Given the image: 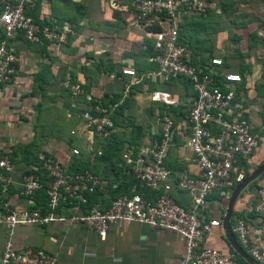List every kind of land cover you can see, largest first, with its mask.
<instances>
[{"label":"crops","instance_id":"0c3cea01","mask_svg":"<svg viewBox=\"0 0 264 264\" xmlns=\"http://www.w3.org/2000/svg\"><path fill=\"white\" fill-rule=\"evenodd\" d=\"M131 1L35 0L30 10L33 19L57 30L65 26L71 33L60 45H36L18 36L11 40L16 54L15 73L12 83L0 89V147L13 153L11 184L2 197L9 209L40 203L39 191L30 198L18 192L21 177L30 168L28 156L21 149L30 144L29 153L35 150V137L44 118L68 123L70 112L62 108L68 104L73 108L76 101L72 96L71 101L63 97L67 91L63 86L66 74L72 83L92 91L105 106L115 104L114 111L122 107L119 125L125 127L132 121L141 127L142 134L135 141L137 145L156 140L161 118L171 117L174 128L164 164L172 174L197 175L198 168L191 162V153L186 146L189 130L185 118L193 97L190 88L185 87L182 80L160 82L141 79L123 97L122 82H128L129 77L122 76L121 70H132L140 77L154 66L148 61L152 54L149 27L133 23ZM228 4L232 9L250 7L249 12L256 13L248 18V26L241 38L244 42L233 34L221 36V39L220 33L210 27L215 24H212L214 20L203 19L205 17L182 18L179 36L196 63L204 65L210 55L218 56L225 65V71L240 75L242 81L235 86L228 118L257 122L264 114V3L241 0L238 3L228 1ZM218 8H214L212 13ZM143 91L159 95V100L140 99ZM161 100L172 101V104ZM119 125L115 127L114 137L118 134ZM129 132L128 127L125 135L128 136ZM260 137L252 154L239 159L235 165V170L242 171L245 177L264 162V132ZM114 139L111 137L110 142ZM121 141L117 139L116 142ZM124 145H127L126 141H122L118 155ZM67 146L61 142L58 146L44 144L42 148L44 152L62 157ZM259 186H264V172L237 195L229 226L231 232L235 220L243 219L250 231L249 240L264 249V218L252 210L254 192ZM229 196L222 198L213 191L206 197L198 218L201 221L217 220L220 226L212 227L205 234L201 246L223 254H234L237 262L247 264L232 250L221 227ZM171 197L183 207L190 204L188 196L181 191L172 189ZM108 198V195H102L94 203L105 208ZM61 213L70 215L67 211ZM5 234L6 227L0 226V252ZM12 244L15 249L31 247L45 250L56 256L57 264H178L183 255L182 239L176 233L133 222L109 225L102 241L80 223L17 225L12 229Z\"/></svg>","mask_w":264,"mask_h":264},{"label":"built area","instance_id":"2783aa9c","mask_svg":"<svg viewBox=\"0 0 264 264\" xmlns=\"http://www.w3.org/2000/svg\"><path fill=\"white\" fill-rule=\"evenodd\" d=\"M259 1L264 3V0ZM217 3L218 0H132L133 23L158 27L149 33L152 54L148 61L154 67L140 77L132 70H121L122 76L129 77L128 82H122L123 97L141 79L160 82L185 79L190 83L194 98L185 118L189 130L186 146L191 153V162L198 168L197 175L172 174L166 168L164 159L174 124L171 117L163 116L156 140L136 146L124 145L119 154L122 170L131 180L129 192L108 198L105 208H100L97 203L86 206L88 195L106 196L117 184L87 169L72 172L69 165L73 157L80 156L81 149L91 157L101 155L103 144L110 140L115 130L112 113L116 105H103L92 91L72 83L66 74L64 88L83 105L68 135L82 145L67 146L62 157L39 152L37 160L44 175H22L18 192L23 197H32L44 185L43 209L35 205L9 209L4 202L2 197L11 184L13 164L12 151L0 147V226L6 227L0 264H57L56 256L45 250L15 249L12 244V229L17 225L57 222L80 223L94 232L100 241L111 224H144L180 236L183 255L178 264H241L234 254L201 246L205 234L220 223L217 220L201 221L198 212L211 192L217 191L219 197H226L245 178L242 171L235 170V165L239 159L248 158L258 146L260 133L264 132V114L257 122L228 118L235 86L242 78L237 73L225 71L218 56L210 57L206 71L195 67L190 63L189 51L177 41L178 25L184 16L205 15L206 9ZM34 4L35 0H0V89L12 83L15 73L16 54L11 44L14 37L36 45H60L71 33L65 26L57 30L54 26L39 25L28 14ZM214 75L221 78L220 85H212ZM164 103L172 104V101ZM137 188L152 191L153 198L143 197L136 192ZM172 189L188 196V207L171 197ZM254 195L252 210L264 218V186L257 187ZM231 232L254 264H264V249L249 240L250 231L243 219L235 220Z\"/></svg>","mask_w":264,"mask_h":264},{"label":"trees","instance_id":"16d2710c","mask_svg":"<svg viewBox=\"0 0 264 264\" xmlns=\"http://www.w3.org/2000/svg\"><path fill=\"white\" fill-rule=\"evenodd\" d=\"M208 1H212V0H208ZM228 1H234V2L238 3V1H241V0H218L217 4H215L213 7H209L206 9L205 15H191V16L202 18V17H206L207 14L212 13V11H214V8H218V6L222 7V8H229ZM256 1H259V0H256ZM28 14L30 15V11L28 12ZM186 17H189V16H184L183 20ZM34 20L36 22H38L39 25H43L41 22L37 21L36 19H34ZM148 30H149V32H154V31L158 30V27L156 25H153V26H150ZM177 41L179 44L183 45L189 51V48L184 44V42L181 40V38L179 36V25H178V30H177ZM189 54H190V56H189L190 63L193 64L195 67L201 68L204 71H206L205 66L208 64L210 57L213 56V55H210L208 60L206 61V63H204V65H202V64H198L194 61V58H193V56H191L190 51H189ZM223 67H225L224 64H223ZM212 78H213V83H212L213 86L214 85H220L221 78L218 75H214ZM178 80H182L184 83V86L190 88V90L192 91L191 85L187 80H185V79H178ZM173 81H175V80H173ZM192 93H193L192 94V96H193L192 100H193L194 92L192 91ZM139 96H140V99L151 98L152 100H155V101L159 100V97H158L159 95L152 94V93H149L147 91H143ZM102 104L104 105V103H102ZM73 108H75L76 113L75 112L70 113L71 118H74L82 110L83 105H82L81 101L76 100ZM121 111H122V107H118L116 109V111H113V113H112V121H113V125L115 127L119 125L118 117L121 115ZM74 113H75V115H74ZM71 118L68 120L69 124L73 123V122L71 123ZM129 128H130V132H129L130 134L128 136H126V139L123 141H126L127 145H137V143H135V141L142 134L141 127L138 125H135L132 121H129ZM116 135L117 134H115V137H114V134H113V135H111V137L116 139ZM71 139L72 138H70L69 142H67L68 146H78L79 147L78 142H76L75 139H72V140ZM115 139L111 142L109 140L103 144V149H102V153L100 156L91 157V155L87 154L86 152L85 153L87 155L85 153H84V155H82L80 153L79 157H73L72 158L70 165H69V169L72 172H79V171H82L84 169H87L99 177L105 178L110 182H115L117 184V187L108 192V197L110 199L115 198L121 194L128 193L130 186H131L130 178L122 170V162L120 160V156L118 155L119 161L121 162L120 165H118L117 160H115L116 159L115 153L120 151V145L122 144V141L118 144L115 141ZM30 147L31 146L29 144V145L23 146L21 149L23 154L28 156L27 157L28 158L27 164H29V166H30L29 170L26 171L24 174L25 175H28L31 173H35L38 175H40L41 173L43 174V171L39 168V162L37 160V154L35 153V151H33L31 154L29 153ZM12 155H13V153H11V161H12ZM99 162L100 163H106V165L108 167L107 175L105 172H103L102 169L100 170V169L96 168V166H97V164H99ZM118 180H119V182L117 183ZM38 191H39L38 195L41 196V199H40V203L37 204V207L43 209V207L45 205L44 185H42V188H40ZM136 192L139 194H142L143 197H145V198H153V192L148 190V189L137 188ZM100 196H101L100 194L88 195L86 206H89L92 203H94Z\"/></svg>","mask_w":264,"mask_h":264},{"label":"rangeland","instance_id":"374dc122","mask_svg":"<svg viewBox=\"0 0 264 264\" xmlns=\"http://www.w3.org/2000/svg\"><path fill=\"white\" fill-rule=\"evenodd\" d=\"M250 7H244V8H240V9H232V8H218L217 11H215L214 13H209L207 14V16L203 19H209V20H214V22L212 24L214 25H209L210 27H214L212 28L213 31L215 32H219L220 33V37L224 36L227 37V34L231 35L233 34V36L235 38H237V35L240 36L239 39L242 38V35H244V32L246 31L245 28L248 26L246 23L248 21V18L251 17L252 15H255L256 13L254 12H249L251 9H249ZM206 26V25H205ZM243 33V34H242ZM223 37H221L222 39ZM241 42H244L243 39H241ZM65 91V89H64ZM70 93L69 91H65L64 93V99L67 100H72L70 98ZM63 109L68 110L70 113L75 112V108H71L68 104V107H63ZM76 113V112H75ZM74 113V115H75ZM74 117V116H73ZM76 116L73 118V123L69 124L66 122H61L59 120H50L47 118L43 119L42 122V126L40 127L38 136L35 137V139L37 140V143L34 144L33 148L35 150V153H39V152H44L43 151V145L44 144H50L53 143L55 146L60 145V143L62 142V144H67V142H69V135H68V131L73 127V124L76 122ZM53 122V124H51ZM50 125H54L53 127H50ZM121 127V128H120ZM129 125L127 124V126L123 127L122 125H119V129H118V134L116 135V139L115 141H117V139L121 140H125L126 139V129H128ZM118 137V138H117ZM72 140V139H71ZM76 142H78V144L80 145L81 143L76 139ZM118 144L120 142H117ZM68 145V144H67ZM82 145V144H81ZM121 148V147H120ZM120 151L115 153V157L117 160V162L119 161L118 158V153ZM80 153L82 155H84L85 151L84 150H80ZM86 154V153H85ZM87 155V154H86ZM97 169H102L103 172L106 173L107 175V165L106 163H100L97 164L96 166Z\"/></svg>","mask_w":264,"mask_h":264},{"label":"water","instance_id":"95a60500","mask_svg":"<svg viewBox=\"0 0 264 264\" xmlns=\"http://www.w3.org/2000/svg\"><path fill=\"white\" fill-rule=\"evenodd\" d=\"M264 172V162H262L258 167H256L250 174H248L239 184H237L230 193L227 201L224 216L222 218L221 227L226 233V239L232 248V250L247 264H253L252 260L247 256V254L237 245L234 240L233 235L230 232L229 217L233 203L239 194V192L245 188L250 182L256 179L260 174Z\"/></svg>","mask_w":264,"mask_h":264},{"label":"bare ground","instance_id":"6f19581e","mask_svg":"<svg viewBox=\"0 0 264 264\" xmlns=\"http://www.w3.org/2000/svg\"><path fill=\"white\" fill-rule=\"evenodd\" d=\"M164 102H168V101L164 100Z\"/></svg>","mask_w":264,"mask_h":264}]
</instances>
